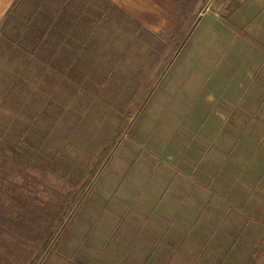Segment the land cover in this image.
I'll list each match as a JSON object with an SVG mask.
<instances>
[{
    "label": "rangeland",
    "instance_id": "rangeland-1",
    "mask_svg": "<svg viewBox=\"0 0 264 264\" xmlns=\"http://www.w3.org/2000/svg\"><path fill=\"white\" fill-rule=\"evenodd\" d=\"M249 1L15 3L0 264H264V53L236 25Z\"/></svg>",
    "mask_w": 264,
    "mask_h": 264
},
{
    "label": "crops",
    "instance_id": "crops-1",
    "mask_svg": "<svg viewBox=\"0 0 264 264\" xmlns=\"http://www.w3.org/2000/svg\"><path fill=\"white\" fill-rule=\"evenodd\" d=\"M18 1L0 0V24ZM109 1L119 3L121 0ZM247 4L248 6L243 7L244 16L240 19V23L236 25H241L240 27L243 32L251 38L256 39L261 49L260 51L264 53V0H251Z\"/></svg>",
    "mask_w": 264,
    "mask_h": 264
}]
</instances>
